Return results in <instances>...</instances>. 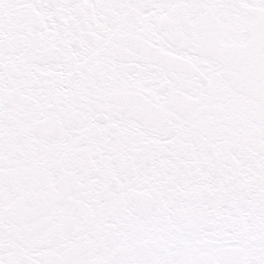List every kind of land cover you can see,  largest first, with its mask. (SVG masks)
I'll return each mask as SVG.
<instances>
[{"label":"snow or ice","instance_id":"1","mask_svg":"<svg viewBox=\"0 0 264 264\" xmlns=\"http://www.w3.org/2000/svg\"><path fill=\"white\" fill-rule=\"evenodd\" d=\"M0 264H264V0H0Z\"/></svg>","mask_w":264,"mask_h":264}]
</instances>
